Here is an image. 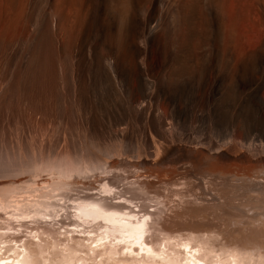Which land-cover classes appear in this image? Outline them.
I'll return each instance as SVG.
<instances>
[{
  "label": "bare ground",
  "instance_id": "1",
  "mask_svg": "<svg viewBox=\"0 0 264 264\" xmlns=\"http://www.w3.org/2000/svg\"><path fill=\"white\" fill-rule=\"evenodd\" d=\"M263 91L264 0H0V264H264V151L147 128Z\"/></svg>",
  "mask_w": 264,
  "mask_h": 264
},
{
  "label": "rangeland",
  "instance_id": "2",
  "mask_svg": "<svg viewBox=\"0 0 264 264\" xmlns=\"http://www.w3.org/2000/svg\"><path fill=\"white\" fill-rule=\"evenodd\" d=\"M188 107L183 105L181 110L178 108L172 109L168 117L164 119L162 131H158L153 126L148 125L147 128L151 137L161 140L168 139V131H170L184 138V140L190 138L196 139L205 145H217L219 151L225 150L232 144H236L244 156L264 151V117L256 116L251 111L247 113L249 109L244 107L246 114L244 113L243 116L230 118L200 114L192 120L191 117H187L189 113L187 112L189 110ZM120 127L122 129L125 125L118 126V129ZM175 142L174 145H178L179 142L177 140Z\"/></svg>",
  "mask_w": 264,
  "mask_h": 264
}]
</instances>
